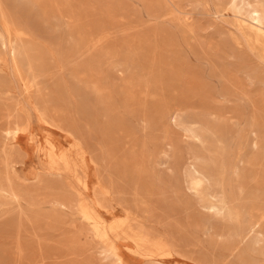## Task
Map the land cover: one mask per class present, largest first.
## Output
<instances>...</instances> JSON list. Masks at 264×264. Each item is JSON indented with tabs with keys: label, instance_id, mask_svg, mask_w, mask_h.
Instances as JSON below:
<instances>
[{
	"label": "rangeland",
	"instance_id": "rangeland-1",
	"mask_svg": "<svg viewBox=\"0 0 264 264\" xmlns=\"http://www.w3.org/2000/svg\"><path fill=\"white\" fill-rule=\"evenodd\" d=\"M0 0V264H264V0Z\"/></svg>",
	"mask_w": 264,
	"mask_h": 264
},
{
	"label": "bare ground",
	"instance_id": "bare-ground-1",
	"mask_svg": "<svg viewBox=\"0 0 264 264\" xmlns=\"http://www.w3.org/2000/svg\"><path fill=\"white\" fill-rule=\"evenodd\" d=\"M237 1L238 0H231V10L235 14V19L236 23L240 27H244L249 30H261L260 28V18H261V13L260 10L256 7H252L249 3L247 5L250 7V15H249V22H246L238 17V15H241L239 8L237 7ZM238 14V15H237Z\"/></svg>",
	"mask_w": 264,
	"mask_h": 264
}]
</instances>
